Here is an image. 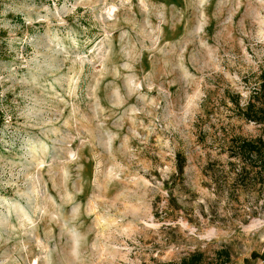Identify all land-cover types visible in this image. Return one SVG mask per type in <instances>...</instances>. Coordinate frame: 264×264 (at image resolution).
<instances>
[{
	"label": "rangeland",
	"instance_id": "rangeland-1",
	"mask_svg": "<svg viewBox=\"0 0 264 264\" xmlns=\"http://www.w3.org/2000/svg\"><path fill=\"white\" fill-rule=\"evenodd\" d=\"M263 72L264 0H0V264H264L206 170Z\"/></svg>",
	"mask_w": 264,
	"mask_h": 264
},
{
	"label": "trees",
	"instance_id": "trees-1",
	"mask_svg": "<svg viewBox=\"0 0 264 264\" xmlns=\"http://www.w3.org/2000/svg\"><path fill=\"white\" fill-rule=\"evenodd\" d=\"M259 87L248 103L241 107L236 104L241 116L249 122L262 127L263 135L255 139L234 137L225 142L222 152L227 155L226 165L211 163L206 168L210 172L214 192L223 196L238 197L243 192H254L257 198H264V72L258 77ZM185 159L177 156V171L181 175ZM209 175V174H208ZM230 256L226 251L218 253L216 262L206 263L203 253L194 252L183 258L179 263L164 264H229Z\"/></svg>",
	"mask_w": 264,
	"mask_h": 264
}]
</instances>
